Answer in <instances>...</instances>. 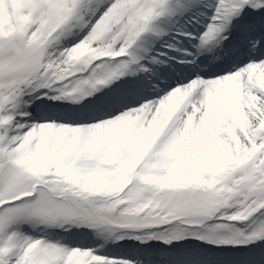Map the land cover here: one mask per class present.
I'll list each match as a JSON object with an SVG mask.
<instances>
[{
  "label": "snow or ice",
  "instance_id": "snow-or-ice-1",
  "mask_svg": "<svg viewBox=\"0 0 264 264\" xmlns=\"http://www.w3.org/2000/svg\"><path fill=\"white\" fill-rule=\"evenodd\" d=\"M0 264H264V0H0Z\"/></svg>",
  "mask_w": 264,
  "mask_h": 264
}]
</instances>
